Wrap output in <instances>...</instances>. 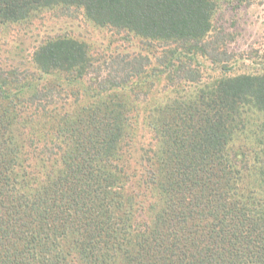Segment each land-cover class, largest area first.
Here are the masks:
<instances>
[{"label": "trees", "instance_id": "1", "mask_svg": "<svg viewBox=\"0 0 264 264\" xmlns=\"http://www.w3.org/2000/svg\"><path fill=\"white\" fill-rule=\"evenodd\" d=\"M218 3L0 0V26L61 8L147 42L94 88L92 45L72 37L40 44L26 78L0 71V264H264V55L232 74L249 58L210 40ZM205 62L220 72L200 87ZM38 79L90 94L21 119L55 104Z\"/></svg>", "mask_w": 264, "mask_h": 264}, {"label": "rangeland", "instance_id": "2", "mask_svg": "<svg viewBox=\"0 0 264 264\" xmlns=\"http://www.w3.org/2000/svg\"><path fill=\"white\" fill-rule=\"evenodd\" d=\"M212 23L213 34L210 40L215 43L219 39L220 49L217 50L219 53L226 51L228 55L236 56L235 58H249L243 62L238 60L236 64H233L232 74L254 72L255 69L258 71L261 68L259 64L257 65V61H261V58H256V56L263 57L264 55V0H219ZM120 33L93 27L74 10L61 8L43 10L28 22L0 26V71L9 76L16 73L26 78L29 74L26 69L31 67L29 62L40 44L48 39L61 36L72 37L92 45L93 65L90 63L87 65L86 80L91 78L89 88H94L95 80L104 78L107 73L113 75L115 71H118L125 75V70H127L125 64L128 62L134 64L133 59L136 55L139 57L140 54L144 55L142 51L147 42L134 39L132 41L131 37ZM153 47V53L149 56L154 57L158 54V50L156 46ZM149 56L145 53L146 58ZM153 57L151 62L154 63ZM121 61L122 64H119ZM208 66V62H205L204 67L207 69L204 75L208 77L202 76L200 87L211 84L210 78L219 75V69L215 68L210 71L211 67ZM99 75L101 78L96 79ZM47 80H49L48 85L43 81L40 82L39 79L36 81V97L41 102L46 95H54L56 98L54 106L43 111L41 107H35L31 103L22 105L19 113L21 119L41 115L42 117L49 116L55 107L57 108L55 112L59 113L60 117L67 113L70 114L82 103H86L83 98H86V94H90V90L86 87L78 86L79 89H77L73 83L65 80L54 88L50 84L51 80ZM46 85L49 89L43 88ZM175 88H178V85ZM50 89L54 94L49 92ZM28 94L30 97L32 92L28 91ZM37 103L40 104L39 101Z\"/></svg>", "mask_w": 264, "mask_h": 264}]
</instances>
